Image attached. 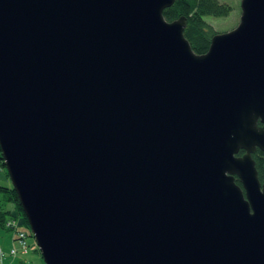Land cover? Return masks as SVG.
I'll return each mask as SVG.
<instances>
[{"label":"water","instance_id":"1","mask_svg":"<svg viewBox=\"0 0 264 264\" xmlns=\"http://www.w3.org/2000/svg\"><path fill=\"white\" fill-rule=\"evenodd\" d=\"M174 1L0 0V147L46 264H264V0L204 54Z\"/></svg>","mask_w":264,"mask_h":264},{"label":"trees","instance_id":"2","mask_svg":"<svg viewBox=\"0 0 264 264\" xmlns=\"http://www.w3.org/2000/svg\"><path fill=\"white\" fill-rule=\"evenodd\" d=\"M232 11V6L228 3L221 2L220 0H175L174 3L165 8L163 14L168 21H175L181 16L186 17V26L184 29V35L190 42V45L195 53L204 54L209 50L213 37L219 32L215 27L210 24L205 16H227ZM244 151L240 150L239 155H243ZM255 165L258 170V176L262 182H264V151L260 148L253 153ZM4 176V177H3ZM9 181V173L6 170L5 162L0 147V195L7 203L6 206L0 204V226L3 231L7 232L10 236L9 239H13L14 242L8 247L5 245L6 239L1 233L2 247L5 252L2 261L6 264V261L10 257L22 258L27 256L32 249L39 251V247L36 243L32 230L25 229L30 226L27 216L21 205L19 196L13 185L4 184L1 180ZM237 184L241 185L238 177L235 178ZM13 207H9V205ZM17 219L20 222L19 231L26 234L25 242L28 246V252L22 254L21 245L19 240L17 241L19 234H15L14 230L7 228L6 222L9 219ZM16 247L19 249L18 253L11 254V249ZM1 256V255H0Z\"/></svg>","mask_w":264,"mask_h":264},{"label":"rangeland","instance_id":"3","mask_svg":"<svg viewBox=\"0 0 264 264\" xmlns=\"http://www.w3.org/2000/svg\"><path fill=\"white\" fill-rule=\"evenodd\" d=\"M221 2H225L228 3L229 5L232 6V11L230 12L229 15L227 16H205V19L212 24L215 29L219 32H227V31H231L233 29H235L239 23L241 22V18H242V14H243V8H242V0H220ZM7 170V168H6ZM8 172V170H7ZM9 173V172H8ZM4 177V176H3ZM10 177V175H9ZM1 182H3L4 184L10 185V183L13 185L12 180L10 178V182L9 181H5L2 179ZM0 204L2 206H6L7 203L5 202L4 198L0 195ZM9 207H13V205H9ZM25 229H31V227L29 226L28 228L25 227ZM2 228L0 226V233L2 232ZM3 234V232H2ZM7 235V234H6ZM5 236V235H4ZM5 245L8 247L9 245H7L5 243ZM38 255H39V259L35 260L34 264H46L41 251H37ZM14 258V257H10L7 259L6 264H9L10 260ZM17 262H20L19 259L17 260Z\"/></svg>","mask_w":264,"mask_h":264},{"label":"built area","instance_id":"4","mask_svg":"<svg viewBox=\"0 0 264 264\" xmlns=\"http://www.w3.org/2000/svg\"><path fill=\"white\" fill-rule=\"evenodd\" d=\"M6 226L7 228H10L11 230H14L15 231V234H19L18 238H16V240L20 242V245H21V252L22 254H26L29 250H28V246L25 242V237H26V234L22 231H19V227H20V222L19 220L17 219H9L7 220L6 222ZM19 251V249H17L16 247H13L11 249V254H17ZM5 254L4 250H3V247H2V240H1V234H0V264H3V261H2V258H3V255Z\"/></svg>","mask_w":264,"mask_h":264},{"label":"crops","instance_id":"5","mask_svg":"<svg viewBox=\"0 0 264 264\" xmlns=\"http://www.w3.org/2000/svg\"><path fill=\"white\" fill-rule=\"evenodd\" d=\"M3 232V234H2ZM1 234L2 235H5V239H6V244L9 245V244H13L14 242L13 239H9V234L5 231H2ZM7 234V235H6ZM19 259L20 262H17V260ZM39 259V255L37 253V250L36 249H32L30 251V253L25 256V257H22V258H12L9 262V264H34L35 263V260Z\"/></svg>","mask_w":264,"mask_h":264}]
</instances>
